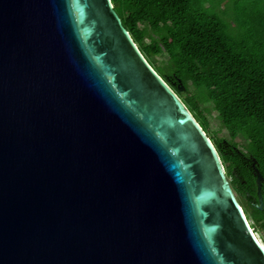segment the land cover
<instances>
[{
	"label": "water",
	"instance_id": "1",
	"mask_svg": "<svg viewBox=\"0 0 264 264\" xmlns=\"http://www.w3.org/2000/svg\"><path fill=\"white\" fill-rule=\"evenodd\" d=\"M223 169L110 0H0V264H264Z\"/></svg>",
	"mask_w": 264,
	"mask_h": 264
},
{
	"label": "trees",
	"instance_id": "2",
	"mask_svg": "<svg viewBox=\"0 0 264 264\" xmlns=\"http://www.w3.org/2000/svg\"><path fill=\"white\" fill-rule=\"evenodd\" d=\"M110 1L143 58L211 134L232 191L264 228L253 170L264 207V0ZM211 115L228 139L209 133Z\"/></svg>",
	"mask_w": 264,
	"mask_h": 264
},
{
	"label": "rangeland",
	"instance_id": "3",
	"mask_svg": "<svg viewBox=\"0 0 264 264\" xmlns=\"http://www.w3.org/2000/svg\"><path fill=\"white\" fill-rule=\"evenodd\" d=\"M136 45V44H135ZM137 47V45H136ZM138 48V47H137ZM153 61V59H151ZM160 62L162 61V59H160ZM156 61L157 58H156ZM164 61V60H163ZM165 62V61H164ZM203 107V105H201ZM211 111V110H209ZM209 115V114H208ZM212 116V115H211ZM213 119L209 118V133H213L214 131H218V134L216 135V138H224V139H228V134L227 132L225 131V129L222 128V126H220V123L219 121L215 118V116H212ZM211 134H207L208 137H210ZM236 141L238 142V144H241L243 143V140L241 141L240 138H236ZM228 178V177H227ZM229 180V185H230V188L232 189V186H231V183H230V179L228 178ZM234 194V192H233ZM234 197L237 201V203H239V205L243 208V212L248 220V224L250 225L251 229L253 230V232H255V237L257 236V238L262 241L264 243V228L261 227V224H262V221L259 220L257 221L256 220V214L254 211H252L250 208H247L244 204V199L241 195H235L234 194Z\"/></svg>",
	"mask_w": 264,
	"mask_h": 264
},
{
	"label": "clouds",
	"instance_id": "4",
	"mask_svg": "<svg viewBox=\"0 0 264 264\" xmlns=\"http://www.w3.org/2000/svg\"><path fill=\"white\" fill-rule=\"evenodd\" d=\"M210 140V139H209ZM211 141V140H210ZM212 143V142H211ZM213 144V143H212ZM224 170V169H223ZM235 198V197H234ZM236 200V199H235ZM237 202V201H236ZM238 205H239V203H237ZM239 207L241 208V211H242V213H243V215H244V217H245V220H246V222H247V225H248V227H249V229H250V231L252 230L251 229V227H250V225L248 224V220H247V218H246V216H245V214H244V210H243V208L239 205ZM253 234H255V232H253V230L251 231ZM256 235V234H255ZM259 240V239H258ZM260 241V240H259ZM262 241H261V246H262ZM264 249V248H263Z\"/></svg>",
	"mask_w": 264,
	"mask_h": 264
},
{
	"label": "bare ground",
	"instance_id": "5",
	"mask_svg": "<svg viewBox=\"0 0 264 264\" xmlns=\"http://www.w3.org/2000/svg\"><path fill=\"white\" fill-rule=\"evenodd\" d=\"M251 231H252V230H251ZM251 233H252V232H251ZM252 234H253V233H252ZM253 236L255 237V234H253ZM255 239L257 240L259 246H260L261 248H263V246H261V241L258 240L257 236L255 237Z\"/></svg>",
	"mask_w": 264,
	"mask_h": 264
},
{
	"label": "built area",
	"instance_id": "6",
	"mask_svg": "<svg viewBox=\"0 0 264 264\" xmlns=\"http://www.w3.org/2000/svg\"><path fill=\"white\" fill-rule=\"evenodd\" d=\"M262 246H263V248H264V243H262Z\"/></svg>",
	"mask_w": 264,
	"mask_h": 264
},
{
	"label": "flooded vegetation",
	"instance_id": "7",
	"mask_svg": "<svg viewBox=\"0 0 264 264\" xmlns=\"http://www.w3.org/2000/svg\"><path fill=\"white\" fill-rule=\"evenodd\" d=\"M257 206V204L255 205V207ZM261 211V210H260Z\"/></svg>",
	"mask_w": 264,
	"mask_h": 264
}]
</instances>
